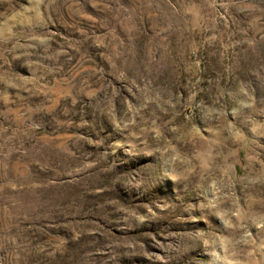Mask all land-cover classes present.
Returning a JSON list of instances; mask_svg holds the SVG:
<instances>
[{
    "label": "rangeland",
    "instance_id": "obj_1",
    "mask_svg": "<svg viewBox=\"0 0 264 264\" xmlns=\"http://www.w3.org/2000/svg\"><path fill=\"white\" fill-rule=\"evenodd\" d=\"M0 264H264V0H0Z\"/></svg>",
    "mask_w": 264,
    "mask_h": 264
}]
</instances>
